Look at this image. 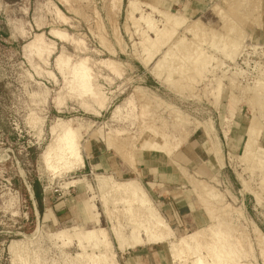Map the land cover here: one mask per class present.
<instances>
[{"label":"rangeland","instance_id":"obj_1","mask_svg":"<svg viewBox=\"0 0 264 264\" xmlns=\"http://www.w3.org/2000/svg\"><path fill=\"white\" fill-rule=\"evenodd\" d=\"M129 1L0 0V264H104V252L120 264L134 247L112 228L128 235V216H142L116 185L130 179L175 232L151 243L168 264H192L194 252L175 260L171 242L195 231L202 253L210 237L242 264H264V0H138L143 14L174 15L168 40L156 33L162 18L152 12L151 29L130 18ZM84 61L91 91L74 82ZM59 119L73 120L79 150L56 167L42 155ZM102 176L115 186L107 195ZM100 226L111 251L56 236Z\"/></svg>","mask_w":264,"mask_h":264},{"label":"bare ground","instance_id":"obj_2","mask_svg":"<svg viewBox=\"0 0 264 264\" xmlns=\"http://www.w3.org/2000/svg\"><path fill=\"white\" fill-rule=\"evenodd\" d=\"M139 3L140 2L138 0H130L129 1V4H128V12H129V16H131L130 18H132V17L134 18V15L136 13H140L141 15L138 18L139 19L141 17H142V19L144 18V20L149 23L148 26L151 29H155L156 27L153 26L154 24L152 22L153 13L156 14L157 16H160L162 18V21L164 22L165 28H164V30H156V33L162 34V35H158L159 37L160 36H163V37L166 36L165 39L168 40V38H170V36L173 33V31L176 30L179 27V25H175L174 23H172V18H173L174 15L171 12H168V11H165V10H162V9H159L158 7L151 6V5H150V7H152V12L153 13L152 12H149L147 14H143L142 12H140L142 10H141V8L139 6ZM141 3H142V1H141ZM186 22H187V20H182V22H181L180 25H183ZM53 33L57 34L58 36H62V37L65 36V34L63 32H60V31L59 32H53ZM144 34H145V32L143 33V35ZM41 37H42L41 34L37 35L36 36V39L31 44L33 45L34 43H36V41H40L42 39ZM146 38H147V36H146ZM160 38L159 39L156 38L157 40H155V41L157 42L158 40H160ZM165 39L163 38L162 40H165ZM162 40H160V41H162ZM167 40H165V41H167ZM155 41L152 42V44L153 43L155 44L156 43ZM149 42H150V40H149ZM143 44H144V41H143ZM41 47L42 46L38 47V49H40ZM155 52L153 54H155ZM153 54L151 53V56ZM165 56H166V54H164V57H162V58H165L166 59ZM146 59H147L146 60V62H147L149 58L147 57ZM58 61H59V63L60 62L62 63L63 60H62L61 57H59V59H57V62ZM150 61L151 60L149 59V62ZM158 61H160V60H158ZM161 61H163V60L161 59ZM85 62L86 61L81 62L80 65H79V67L76 68V70L74 72L75 73V77H76L75 80H74V82L77 85H79L82 89H84L85 91H91L93 89L92 88V83H91V75H90L91 74L90 73V71H91L90 69L91 68H89V66H87V64ZM103 63L105 64V67H107L110 71L119 73V69L117 70V67L118 66L116 65L115 62L109 63L107 61H104ZM162 63L163 62L160 63L161 66H162ZM160 64L159 65H158V63L155 64V65L158 66V68L156 66V69H160V67H159ZM119 66H120V64H119ZM154 68H155V66H154ZM154 68L152 69L153 72H154ZM171 75H168V76L170 77ZM168 82H170V81H168ZM174 84L175 83H172L171 82V85H174ZM59 103H61V99L60 98L58 100V104ZM72 121L73 120H66V121H64V120H60L59 119V123H57L56 125L61 127L60 128L61 134H60V137L57 138L56 142L54 144H52V145H49L47 147V149L45 150V152L43 153L42 157H44L45 161H48L49 162V161L52 160L51 163H54L55 162V166H56L57 163H59V161L64 156H66V155H72L74 157L78 156L79 147L77 146V142L74 139V135H73L74 134V129L70 126V123ZM44 159H43V161H44ZM51 163H48L49 166H50ZM56 167H58V166H56ZM100 179L101 180L99 181V188L101 190H103V194H105L106 190H109V188H111V190H112V188L115 187V186H111L109 184V182L112 181V177L111 176L110 177H108V176H102V178H100ZM136 181L137 180L130 179V180H127L124 183H117L116 184L117 186H125V187L128 188V192L126 193L127 194L126 196H128V194H129V197H131L133 203H135V202H136V204L138 203V207L135 204L136 205L135 206L136 207L135 209L138 208L137 211L139 213L140 212L142 213L141 219L138 218V219H140V221L138 219L136 221L135 220L133 221L132 219H133L134 216L131 218V214H130V216L127 215L132 220V221L130 220V224L132 223V225H131L130 232H129L128 235H124V233L120 229H118V228H117L118 230L115 229V231L112 228V231L114 233V237L117 240L118 244L121 245V247H122V245H126V244L128 245L127 247H136L138 245H142V244H146V243L147 244L158 243V242H162V241H165V240H168V239L172 238L173 235L175 236L174 230L169 225V223L163 218V216L158 212V210L156 209V207L152 203V201H151V199H150V197H149L146 189L140 183L138 184V182H136ZM105 195H107V194H105ZM103 198H105V196H103ZM115 199H117V198H115ZM120 199L122 200L123 198H120ZM131 199H130V201H131ZM105 203H106V201H105ZM91 206H92V210L94 211V219H95V224L97 226L100 223V215H99V213H96L95 212V210H96L95 209V204H92ZM107 209H109V208H107ZM133 213H135V212H133ZM136 214L137 213H135V215ZM199 232L200 231H195L194 233H191L189 235L187 234L188 236L185 235L183 237H180L177 241H172L171 242V245H172V250L171 251H172V254H173L175 260L182 259V254L181 253L186 249V252L187 251L189 252V250L190 251L192 250L191 253L194 252V256H196V258H194L193 262L191 261L192 264H242L240 262L241 259L239 258V257H241L240 256L241 254L238 255V256L236 255L237 256V258H236L235 254H233V253H235L233 250H232L233 252L231 253V250H229L228 246L223 245V244H221L220 247H217L218 246L217 245V241L214 240V242L211 243L212 240L210 239V237H209L210 243L205 239L209 243L207 245H206L207 242L202 240L203 242H206V243H204V245H206V247L205 246H203V247H205L206 248L205 251L206 250L207 251L206 252H203V253L200 252L201 248L199 246H200V241H201L200 238L201 237H198V233ZM211 232L212 231H210V233ZM229 232L231 233V231H229ZM200 233L202 234V232H200ZM212 233H214V231ZM210 235L211 234H209L208 236H210ZM226 235H228V233ZM56 236L59 239H61L60 241L63 240L64 241L63 242L64 244H69L70 245V244H72L73 242L76 241L80 245V247L83 244H91L92 248H95L98 243H103L104 247L106 249L109 248V250L111 251V249H110L111 248V242L109 241V236H110L109 235V232L107 231L106 228L101 227V226L100 227H96V228L91 229V230H88V231H83L81 229H78V228L74 227L70 231H69V229H68V231H66V230L60 231V232L56 233ZM204 238H202V239H204ZM211 238H212V235H211ZM215 241H216V243H215ZM221 241H223V240H221ZM263 242H264V240H263ZM201 245H203V243H201ZM14 247H15V245H14ZM125 248H126V246H125ZM10 249H12V247ZM188 252H187V254H188ZM90 255H92V254H90ZM110 256L113 258V256L110 255V253L104 252L100 256L99 260H100L101 263H104V264H118L117 262L113 261V259ZM93 258H95V257H93ZM108 260H112V262L111 263L110 262L108 263Z\"/></svg>","mask_w":264,"mask_h":264},{"label":"crops","instance_id":"obj_3","mask_svg":"<svg viewBox=\"0 0 264 264\" xmlns=\"http://www.w3.org/2000/svg\"><path fill=\"white\" fill-rule=\"evenodd\" d=\"M168 3H182L184 0H163ZM264 148V132L261 138ZM144 172V171H143ZM47 210V209H46ZM177 213L180 210L176 207ZM169 255L158 247L157 244H143L128 248L120 253V264H168Z\"/></svg>","mask_w":264,"mask_h":264}]
</instances>
